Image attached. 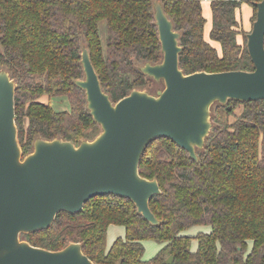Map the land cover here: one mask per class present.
Listing matches in <instances>:
<instances>
[{"label":"trees","instance_id":"obj_1","mask_svg":"<svg viewBox=\"0 0 264 264\" xmlns=\"http://www.w3.org/2000/svg\"><path fill=\"white\" fill-rule=\"evenodd\" d=\"M155 1L180 32L178 59L184 73L254 68L239 11L246 1L255 18L257 0L209 2L207 36L216 44L203 32L200 0H0V68L16 83L15 122L23 154L37 137L77 145L96 133L99 124L87 107L85 90L75 83L84 74L83 46L113 102L133 88L155 91L157 80L140 69L163 56ZM43 94L64 96L69 107L54 108L40 100ZM196 152L193 159L165 136L145 147L138 170L158 180L161 192L149 200L156 224L137 212L130 198L108 193L88 199L79 212L60 210L49 227L20 236L52 250L79 241L98 264H166L171 254V264H264V99L215 103L212 126ZM110 224L123 225L124 235L109 244ZM194 225L209 230L191 234ZM147 238L161 246L144 258Z\"/></svg>","mask_w":264,"mask_h":264},{"label":"water","instance_id":"obj_2","mask_svg":"<svg viewBox=\"0 0 264 264\" xmlns=\"http://www.w3.org/2000/svg\"><path fill=\"white\" fill-rule=\"evenodd\" d=\"M254 4L256 18L246 33L252 70L184 73L178 59L180 32L161 2L155 1L163 56L159 62L146 61L140 66L144 73L164 80V87L155 94L133 88L113 102L83 46L85 77L75 83L85 90L87 107L101 131L77 145L59 137H37L33 149L23 154L15 122L16 83L0 68V264H98L83 252L79 241L52 250L19 237L21 232L49 227L60 210L81 211L96 195L128 197L146 220L159 222L149 206L150 198L161 192L158 180L138 170L150 141L169 137L197 159L196 148L203 146L212 126L214 101L264 99V0ZM172 259L171 254L166 264Z\"/></svg>","mask_w":264,"mask_h":264},{"label":"rangeland","instance_id":"obj_3","mask_svg":"<svg viewBox=\"0 0 264 264\" xmlns=\"http://www.w3.org/2000/svg\"><path fill=\"white\" fill-rule=\"evenodd\" d=\"M246 3L247 4L241 3V7H240V11H239V15L241 16L243 26H245V23L247 21V19H246V14H247V9H248L247 5H250L248 2H246ZM202 13H203V16L205 17V24H204L203 32L206 35L208 30L210 29V24H211V8H210L209 2H202ZM252 14L255 16L254 12ZM255 18H253V16H252L251 26L249 28L250 30L252 28V23L255 20ZM99 27H100L102 40L104 41L105 37H106V28H105V23L103 20L99 21ZM249 31H247V32H249ZM206 38L209 41H211V43L216 44V42L212 41L207 35H206ZM141 65H143V64H141ZM84 77H85V73L83 74L82 78H84ZM157 82H158V84H155V82H153V84L155 85V91L153 92V94H155L158 89H162L164 87V80L163 79H158ZM138 89H140V88H138ZM143 90H145V89H143ZM39 98H40V100L49 101L52 104V106L54 108H57V109H60V108H62V109L66 108L67 109L69 107L68 100L64 96H56V97L49 98V96L47 94H43ZM217 102H219V101H214L210 106V120H211V122H212L214 105ZM90 129L91 128H88V130H90ZM92 129H94V128H92ZM100 131H101V126L99 124V127L96 130V133L90 139L95 138L100 133ZM188 230H189V233L194 234V233H196L197 230H209V227H208V225H201V226L200 225H194V226L190 227ZM119 235H122V236L124 235V226L120 225V224H110L108 226V230H107V243L110 244L116 238V236H119ZM19 237L21 239H24L20 236V234H19ZM143 243H144V254H143L144 258H148V257L153 256L161 246L160 243L156 242L155 240H153L151 238L145 239L143 241ZM192 246L193 247L196 246V240L195 239L192 240Z\"/></svg>","mask_w":264,"mask_h":264},{"label":"crops","instance_id":"obj_4","mask_svg":"<svg viewBox=\"0 0 264 264\" xmlns=\"http://www.w3.org/2000/svg\"><path fill=\"white\" fill-rule=\"evenodd\" d=\"M247 4L246 3V1H244V2H242V4ZM250 4V3H249ZM248 6V9H247V14H246V19H247V21H246V23H245V26H244V28H245V30H250L249 28H250V26H251V20H250V18H251V16H252V5L250 4V5H247ZM207 34H208V32H207ZM206 34V35H207Z\"/></svg>","mask_w":264,"mask_h":264},{"label":"built area","instance_id":"obj_5","mask_svg":"<svg viewBox=\"0 0 264 264\" xmlns=\"http://www.w3.org/2000/svg\"><path fill=\"white\" fill-rule=\"evenodd\" d=\"M201 2H210L212 0H200Z\"/></svg>","mask_w":264,"mask_h":264}]
</instances>
